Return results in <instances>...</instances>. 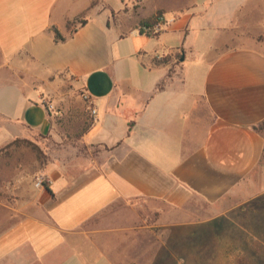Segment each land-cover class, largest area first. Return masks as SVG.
<instances>
[{"label": "crops", "instance_id": "0c3cea01", "mask_svg": "<svg viewBox=\"0 0 264 264\" xmlns=\"http://www.w3.org/2000/svg\"><path fill=\"white\" fill-rule=\"evenodd\" d=\"M82 1L0 0V148L30 134L54 136L69 112L78 124L62 130L75 132L87 155L79 165L75 146L54 150L41 170L46 188L24 182L8 189L20 198L4 205L10 213L0 221V264L199 261L218 241L190 229L213 219L180 221L170 213L198 202L225 206L257 165L264 52L224 41L194 58L186 40L196 31L232 32L244 2L190 0L168 15L165 5L148 9L141 0L134 23L125 25L122 0L115 8L105 0L99 11ZM87 11L86 24L70 34L67 23ZM158 12L176 19L141 34V23ZM175 51L183 55L176 74L154 64L153 57ZM78 95L88 107L73 114ZM143 202L158 214L152 223L138 219Z\"/></svg>", "mask_w": 264, "mask_h": 264}, {"label": "rangeland", "instance_id": "374dc122", "mask_svg": "<svg viewBox=\"0 0 264 264\" xmlns=\"http://www.w3.org/2000/svg\"><path fill=\"white\" fill-rule=\"evenodd\" d=\"M104 1L92 0L90 9L99 11L102 8H107L108 4ZM140 1L122 0V10L118 19L125 25H132L140 8ZM189 1L147 0V6L148 9H152L154 4L161 3L170 9L167 10V14L170 15L174 7ZM109 2L112 8L119 5V0H109ZM243 2V8L235 14L236 19L232 32L205 30L196 31L188 36L186 45L192 46L195 50L194 58L198 57L199 52L206 51L209 45H219L224 41L234 46L243 43L264 52V0H243ZM82 3V0L77 2V4ZM90 15V11H87L77 19L78 21L88 19ZM159 16L156 14L147 21L149 22L148 26H140V29H152L158 24ZM76 27H79L78 23L72 24L71 30ZM175 42L178 44L177 40ZM182 57L180 51L168 52L160 57H153V62L157 65L167 64L170 67L169 73L176 74L180 71L179 60ZM85 100V97L75 98L70 102V111L75 114L77 111L87 109L88 106L84 104ZM66 115H69V112ZM66 115L61 116V120L57 121L59 129L54 136L43 137L30 134L27 138H16L4 148H0V203H2V205L0 204V221L4 222L10 213L4 205L13 206L16 204V199L20 198L19 195H16L17 192H14L15 194L9 192L15 184L25 182L32 189H38L34 185L35 179L37 176L43 175L41 170L51 159L50 152L54 150L62 152L64 149L69 151L72 150V146H75L80 152L76 159L78 164L81 165L82 159L86 158L87 155L77 142L78 135L70 129L62 130L68 123L72 129V124L77 123L76 120H68ZM255 130L264 138V122L257 125ZM99 151L98 147H94L90 152L95 155ZM79 171L80 169L75 170L73 174H77ZM25 173L31 175L23 176ZM152 206L151 203L138 204V219L147 223L157 220L158 214H153L149 210ZM188 208L189 211L177 212L174 215L170 213V215L174 216L173 219L180 221L200 222L213 219L197 229L193 227L190 231L191 234L194 232V235H196V231H201V234L210 235L211 240H216L218 243L211 244L209 250L201 251L199 261L184 258L177 261L169 260L168 264H264V150L257 165L242 182L239 192H236L225 206H220L215 210L198 202ZM213 247L218 248L216 250Z\"/></svg>", "mask_w": 264, "mask_h": 264}, {"label": "built area", "instance_id": "2783aa9c", "mask_svg": "<svg viewBox=\"0 0 264 264\" xmlns=\"http://www.w3.org/2000/svg\"><path fill=\"white\" fill-rule=\"evenodd\" d=\"M176 19V17L174 16L170 21H166L164 15H161L159 16V22L157 25H155L152 29H149V28H141L139 30H142L143 33L145 34H154V33H157L158 31H160L161 27L162 26H166L168 24H171L172 22H174ZM86 99V97H85ZM49 109L50 110H53V106H49ZM91 114L93 116H95L96 112L94 109L91 110ZM49 184V180H48V177L46 175H39L36 177L35 179V187L38 188V189H44L48 186Z\"/></svg>", "mask_w": 264, "mask_h": 264}, {"label": "trees", "instance_id": "16d2710c", "mask_svg": "<svg viewBox=\"0 0 264 264\" xmlns=\"http://www.w3.org/2000/svg\"><path fill=\"white\" fill-rule=\"evenodd\" d=\"M160 14H162L161 12H158L157 13V16H159ZM86 22H87V19H82V20H80V21H78V19L76 18V19H74L73 21H69L68 23H67V28H68V30L70 31V34H72L75 30H76V28H74V29H72L71 30V25L73 24H75V23H78L79 24V26H83V25H85L86 24ZM148 24H149V22H147V21H144V22H142L141 23V27L142 26H148ZM52 32L54 33V39H55V41L56 42H64L65 41V37H63L60 33H59V31L55 28V27H52ZM140 32H141V34H143V31L142 30H140Z\"/></svg>", "mask_w": 264, "mask_h": 264}]
</instances>
